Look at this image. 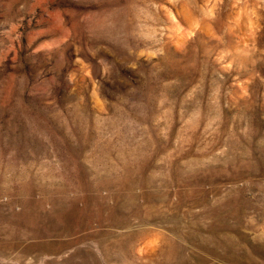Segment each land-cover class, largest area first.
Segmentation results:
<instances>
[{
    "label": "rangeland",
    "instance_id": "obj_1",
    "mask_svg": "<svg viewBox=\"0 0 264 264\" xmlns=\"http://www.w3.org/2000/svg\"><path fill=\"white\" fill-rule=\"evenodd\" d=\"M169 263L264 264V0H0V264Z\"/></svg>",
    "mask_w": 264,
    "mask_h": 264
},
{
    "label": "bare ground",
    "instance_id": "obj_2",
    "mask_svg": "<svg viewBox=\"0 0 264 264\" xmlns=\"http://www.w3.org/2000/svg\"><path fill=\"white\" fill-rule=\"evenodd\" d=\"M171 245V244H170ZM169 253V252H168ZM171 257V256H170ZM167 262V261H166ZM170 264V263H169ZM176 264V263H175ZM182 264V263H181Z\"/></svg>",
    "mask_w": 264,
    "mask_h": 264
}]
</instances>
